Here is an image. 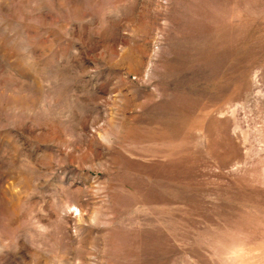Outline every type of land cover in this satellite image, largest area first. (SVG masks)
I'll list each match as a JSON object with an SVG mask.
<instances>
[{
  "label": "rangeland",
  "instance_id": "obj_1",
  "mask_svg": "<svg viewBox=\"0 0 264 264\" xmlns=\"http://www.w3.org/2000/svg\"><path fill=\"white\" fill-rule=\"evenodd\" d=\"M0 264H264V0H0Z\"/></svg>",
  "mask_w": 264,
  "mask_h": 264
}]
</instances>
